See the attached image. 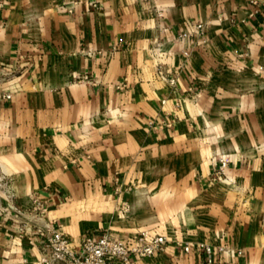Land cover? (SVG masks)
<instances>
[{
  "label": "crops",
  "instance_id": "0c3cea01",
  "mask_svg": "<svg viewBox=\"0 0 264 264\" xmlns=\"http://www.w3.org/2000/svg\"><path fill=\"white\" fill-rule=\"evenodd\" d=\"M50 220L165 237L132 264H264V0L0 1V264Z\"/></svg>",
  "mask_w": 264,
  "mask_h": 264
},
{
  "label": "built area",
  "instance_id": "2783aa9c",
  "mask_svg": "<svg viewBox=\"0 0 264 264\" xmlns=\"http://www.w3.org/2000/svg\"><path fill=\"white\" fill-rule=\"evenodd\" d=\"M3 1V0H0ZM96 7V4L93 5ZM162 17V14H158ZM191 35L204 36V24H198L192 27ZM186 36V35H184ZM183 56H188V52L184 51ZM159 75L163 76L161 67ZM172 85L175 83L173 79L169 81ZM11 94H6L5 99H10ZM165 104V101L162 102ZM170 124L164 121L148 123L149 129L159 130L163 127H169ZM227 163L224 159L219 160V166L216 171V179L224 176V170ZM32 209L34 218L39 219L46 213L45 207L37 198L32 199ZM21 232L34 233L41 239L43 244L42 253L38 259L40 264H132L133 259H147L155 256L164 250L167 243L164 236L156 235L150 237L147 231H141L139 235L130 240L116 238L112 234L105 233L102 237L94 239L85 237L78 248H74L65 239L60 229L55 226V221L50 220L47 223L35 224L31 228L22 227ZM199 250L203 253V261L200 264H214L213 249L209 244H198ZM184 252L189 251V247L183 248Z\"/></svg>",
  "mask_w": 264,
  "mask_h": 264
}]
</instances>
